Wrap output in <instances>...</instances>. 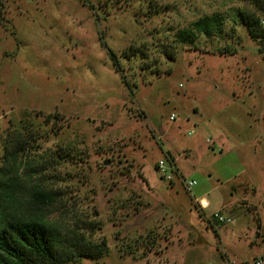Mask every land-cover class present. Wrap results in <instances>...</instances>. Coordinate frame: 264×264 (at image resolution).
<instances>
[{
  "label": "rangeland",
  "instance_id": "374dc122",
  "mask_svg": "<svg viewBox=\"0 0 264 264\" xmlns=\"http://www.w3.org/2000/svg\"><path fill=\"white\" fill-rule=\"evenodd\" d=\"M258 7L0 0V158L19 121L37 130L41 151L68 153L60 187L93 197L108 248L80 264L264 257V58L238 18ZM213 15L221 36L180 44V31Z\"/></svg>",
  "mask_w": 264,
  "mask_h": 264
},
{
  "label": "trees",
  "instance_id": "16d2710c",
  "mask_svg": "<svg viewBox=\"0 0 264 264\" xmlns=\"http://www.w3.org/2000/svg\"><path fill=\"white\" fill-rule=\"evenodd\" d=\"M258 3L253 0L257 12L241 11L238 18L264 58V8ZM222 25L218 15L203 17L180 31L177 39L192 45L200 35L219 37ZM233 52L220 49L222 54ZM11 128L0 158V264H80L106 255L93 197L60 187L67 180L58 167L66 163L68 153L41 151L37 130L25 121Z\"/></svg>",
  "mask_w": 264,
  "mask_h": 264
},
{
  "label": "built area",
  "instance_id": "2783aa9c",
  "mask_svg": "<svg viewBox=\"0 0 264 264\" xmlns=\"http://www.w3.org/2000/svg\"><path fill=\"white\" fill-rule=\"evenodd\" d=\"M261 23H262V25L264 26V21H262ZM174 118H175L174 115H172V116L170 117V120H171V121H174ZM170 168H171V170H172L173 172H176V171H175V168H174L173 166H170ZM157 170L159 171V173H160L163 177H166V175H167V173H168V168H167V166H166V164H165V161L160 160V161L158 162ZM167 179L170 181V180H171V177H170V176H167ZM195 185H196V183H195L194 181H191V182H188V183H185V182H184V187H185L186 191H188V192H190L191 188H192L193 186H195ZM194 201H195L194 203H195L196 207H197L199 210H205V209H207V208L209 207V204H208L205 200L196 201V199H194ZM214 219H215L218 223H223V222H224L223 218L220 217V216H217V215L214 216ZM254 264H264V257H263V258H260V259H258V260H256Z\"/></svg>",
  "mask_w": 264,
  "mask_h": 264
},
{
  "label": "water",
  "instance_id": "95a60500",
  "mask_svg": "<svg viewBox=\"0 0 264 264\" xmlns=\"http://www.w3.org/2000/svg\"><path fill=\"white\" fill-rule=\"evenodd\" d=\"M104 165H107V163L105 162Z\"/></svg>",
  "mask_w": 264,
  "mask_h": 264
}]
</instances>
